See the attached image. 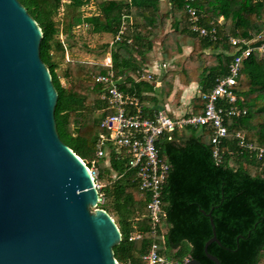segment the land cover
Returning a JSON list of instances; mask_svg holds the SVG:
<instances>
[{
	"label": "trees",
	"instance_id": "obj_1",
	"mask_svg": "<svg viewBox=\"0 0 264 264\" xmlns=\"http://www.w3.org/2000/svg\"><path fill=\"white\" fill-rule=\"evenodd\" d=\"M18 1L42 32L39 56L57 92L54 108L57 134L87 167L94 158L96 140L104 133L99 121L105 113L98 112L102 105L97 99L101 86L94 82L93 76L106 74L109 68L70 59L62 70L64 82H60L59 62L53 57L64 51L59 36L66 43L82 22L87 24L90 34L115 35L122 14L136 15L135 11L140 10L142 30L150 29L147 35L135 34L131 45L123 40L114 45L111 69L117 77L123 73L121 61L130 59L133 47L139 49V43L149 42L157 35L169 16L173 33L199 44L184 61L180 80L185 84L203 82L205 89L210 88L207 80L213 82L226 74L236 52L229 39L255 37L264 21V0H193L192 5L204 16L200 24L208 27L213 23L217 27L220 40L209 41L190 30L184 0H169L168 15L161 18L154 0ZM91 1L100 14L82 18V7ZM207 47L223 48L227 53L206 56L201 50ZM163 49L166 54L164 44ZM211 60L216 63L214 67ZM235 92L237 106L246 113L227 122L228 133L220 146L224 154L221 164L216 165L212 159L211 131L205 127L184 129L187 136L174 133L176 140L165 139L158 144L161 159L170 165V170L162 189V208L166 214L159 224L156 242L159 254L173 261L192 258L200 264H213L203 252L204 243L211 237L205 213L212 208L219 244H210L207 251L219 264H264V155L258 159L239 149L235 138L240 133L246 142L264 148V58L257 52L241 62ZM107 158V171L97 167L95 181L103 180V172L110 175L108 183L98 189L104 202L97 207L113 218L121 234L120 243L112 248L113 256L119 264H143L141 257L151 243L150 221L144 211L149 197L139 192L135 172L127 169L124 158L117 159L112 152ZM136 234L140 237L129 240Z\"/></svg>",
	"mask_w": 264,
	"mask_h": 264
},
{
	"label": "water",
	"instance_id": "obj_2",
	"mask_svg": "<svg viewBox=\"0 0 264 264\" xmlns=\"http://www.w3.org/2000/svg\"><path fill=\"white\" fill-rule=\"evenodd\" d=\"M41 37L18 0H0V264H119L120 231L97 207L91 172L57 134ZM211 211L203 252L219 264L207 251L219 244Z\"/></svg>",
	"mask_w": 264,
	"mask_h": 264
},
{
	"label": "built area",
	"instance_id": "obj_3",
	"mask_svg": "<svg viewBox=\"0 0 264 264\" xmlns=\"http://www.w3.org/2000/svg\"><path fill=\"white\" fill-rule=\"evenodd\" d=\"M192 1L184 0V8L191 24L190 30L209 41L220 40L215 24L210 23L208 27L200 24L204 16L192 5ZM80 27L81 25H78L76 29ZM124 30L125 26L122 23L113 43L122 39ZM61 42L66 51L65 43L62 40ZM229 42L235 47L236 52L227 66L226 74L217 77L212 87L200 94L201 113L171 118L162 111H154L150 116H145L139 99L119 88L111 70L110 58H106L103 62V65L109 68L107 73L93 76L94 82L101 86L97 99L102 105L99 113H105L99 121L104 133H101L96 140L95 155L90 167L87 168L91 172L97 190L102 186L95 181L98 173L97 163L107 157L109 152L115 153L117 159L124 158L127 169L135 172L139 192L149 197L144 211L150 221L151 243L141 257L143 264H186L187 261V259L183 262L173 261L158 252L156 235L159 224L166 214L162 208V189L170 170V165L161 159L158 144L165 139L173 140L177 131L205 127L211 131L212 159L216 165L221 164L224 154L220 146L228 133L227 122L238 119L246 113L237 106L235 85L240 74L241 62L245 58L253 52L264 58V21L261 32L255 37L230 38ZM65 58L68 60L67 55ZM161 67L166 68V65L163 63ZM135 79L152 81L153 76L137 70ZM235 138L239 149L247 150L258 159L264 155V148H256L247 143L240 133H236ZM81 161L84 163L83 160ZM100 201L99 194L98 203ZM139 237L140 234L131 235L129 240Z\"/></svg>",
	"mask_w": 264,
	"mask_h": 264
},
{
	"label": "crops",
	"instance_id": "obj_4",
	"mask_svg": "<svg viewBox=\"0 0 264 264\" xmlns=\"http://www.w3.org/2000/svg\"><path fill=\"white\" fill-rule=\"evenodd\" d=\"M121 1L131 3V0ZM154 1L156 7L158 8L159 18L167 16V12L170 8L169 0ZM81 11L82 18H88L100 14L97 6L92 1L82 7ZM135 12L136 15L122 14L121 24H124L125 30L121 35V40L125 41L126 45L132 44L135 34L147 35V31L150 29L148 28L146 31L142 30L141 27L143 25V17H141L140 10H136ZM86 28L87 24L82 22L81 29ZM173 28L172 19L167 16L165 20V27L161 28L157 35L152 36L149 39V42L139 43L141 48L138 49L133 47V52H129L128 58L130 59H124L121 61L123 64V73L115 77L119 88L122 91L132 94L139 99L145 116H150L154 111H162L171 118H180L189 114L201 113L202 101L200 99V94L209 89H204L203 85L205 83L203 82L190 81L187 84L181 82L180 71L182 69V65L191 52H193L195 48H199V44L195 43L192 39H189L186 36L173 33ZM116 34H95L98 39L105 42L103 46L105 57H101L99 61H96L98 63L94 64L103 65L104 60L106 58H110L112 66V49L114 45L119 42L117 41L113 43ZM163 44L166 46V54L164 53ZM221 52L225 54L227 53V51L223 48L215 49L207 47L201 50V53L206 56L216 55ZM63 53V57H65V55L68 56V60L64 58L65 62L69 61V53ZM163 63L166 65V68L161 67V64ZM210 65L214 67L216 65L215 61L211 60ZM137 70H142L151 74L153 76V80L137 81L135 79V72ZM207 74L208 73H206L204 77H206ZM191 76L192 74H190V77ZM207 82H209L211 88L214 81L210 82L207 80ZM175 133H177L180 137L188 135V133L183 130ZM174 139L175 138H173V140ZM102 161L106 166H108L107 157H105Z\"/></svg>",
	"mask_w": 264,
	"mask_h": 264
},
{
	"label": "rangeland",
	"instance_id": "obj_5",
	"mask_svg": "<svg viewBox=\"0 0 264 264\" xmlns=\"http://www.w3.org/2000/svg\"><path fill=\"white\" fill-rule=\"evenodd\" d=\"M60 38H61L60 40L63 41V37L60 36ZM104 43L105 42H102L95 35L90 34L87 31V28L81 29L80 27L78 29H74L71 36L67 38L65 43V45L67 46V50L66 51L64 50V53L66 54V52H68L70 59H77L80 61L90 62V63H98L96 61H99L100 58L103 56L105 57V52L103 49ZM53 57L59 62V68L57 72L59 74L60 82H64V79L62 77V70H63V66H65L66 64L64 60L65 57L62 56V53L54 54ZM97 167L103 171H107L106 167L108 166H106L101 160L97 163ZM109 180H110V175L108 174V172H103V180L99 181L98 183L103 185L108 183ZM103 202L104 199L101 198L100 203ZM93 210L94 209H92V211ZM162 243L164 244L163 239H162Z\"/></svg>",
	"mask_w": 264,
	"mask_h": 264
}]
</instances>
